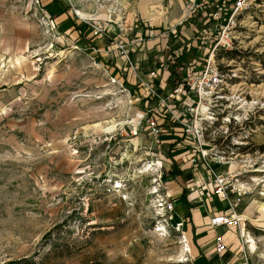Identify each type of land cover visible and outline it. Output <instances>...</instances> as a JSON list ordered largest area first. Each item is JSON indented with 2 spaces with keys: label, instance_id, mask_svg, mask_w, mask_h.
I'll list each match as a JSON object with an SVG mask.
<instances>
[{
  "label": "rangeland",
  "instance_id": "374dc122",
  "mask_svg": "<svg viewBox=\"0 0 264 264\" xmlns=\"http://www.w3.org/2000/svg\"><path fill=\"white\" fill-rule=\"evenodd\" d=\"M65 1L74 6L73 16L81 17L78 10L90 14L74 16L80 26L105 23L103 14L126 26L132 11L163 19L174 7L173 0H164V7L152 0ZM48 18L43 0H0V264L22 258L45 264H192L190 231L174 219V207L167 212L159 203L194 178L190 158L200 157V141L210 167L236 173L232 181L245 191L221 210L233 207L240 220L204 232H227L225 250L238 241L250 264H264V0L240 16L233 47L216 54L233 76L210 109L206 103L199 108L206 119L199 141L170 121L159 143L144 128L131 134L132 118L157 98L143 93L135 100L139 81L128 79L127 85L125 75L122 86L112 81L119 77L109 67L115 59L89 49L87 22L83 40H77ZM148 49V59L137 64L144 72L168 55L156 44ZM166 87L158 92L166 95ZM173 137L180 141L170 148ZM173 162L186 173L166 172ZM200 166L212 186L211 170ZM194 264L206 262L199 257Z\"/></svg>",
  "mask_w": 264,
  "mask_h": 264
},
{
  "label": "built area",
  "instance_id": "2783aa9c",
  "mask_svg": "<svg viewBox=\"0 0 264 264\" xmlns=\"http://www.w3.org/2000/svg\"><path fill=\"white\" fill-rule=\"evenodd\" d=\"M157 2L160 7L167 5L164 0H152ZM263 0H183L185 7L183 9V17L177 21L171 28H163L158 30L157 33H151L146 29L142 35L129 38L128 40L122 39V35L114 34L110 38V43L104 50L100 51L96 47H92L94 52H102L104 56H110L113 59L119 58L122 61L120 64L119 77H111L113 82H117L122 86V74L127 73L126 79L131 74L130 81L134 79L139 83L140 96H135V100H140L143 93L147 98L151 99L156 97L155 106H145L141 115L132 118L131 134L136 135L141 128L148 131L151 139L154 142H161L162 136L165 134L170 121L175 124L184 126V132L192 134L198 141L203 138L206 119L200 117L199 108L204 103L210 109L220 98V92L228 88L229 82L233 74H229L227 70L223 69L219 63L216 62L217 52L224 50L227 51L233 47L236 39V29L240 24V16L249 11L254 6L262 4ZM164 2V3H163ZM157 5H155L157 7ZM169 7V5H168ZM200 14L203 18L193 23L192 34L190 37H184L183 34L178 32L177 26L184 25V21L193 15ZM47 18V16L45 15ZM47 20V19H46ZM89 24V33L92 38L102 37L106 30L103 24ZM48 23L54 25L51 18H48ZM47 23V24H48ZM145 36L153 37L145 38ZM164 39V45L161 49H166L168 55L165 61L158 63L152 62L149 71L146 73V78L137 77L138 65L133 60V49L138 48L143 52L142 60L148 59L149 50L145 45L148 40ZM191 39L193 45L196 47L195 54L188 58L186 63L180 67L183 71V77L175 87L169 86L167 94L159 93L158 88L165 85L168 78L167 62L172 61L174 56L180 54V49L183 43ZM181 43L180 47L174 48V44ZM156 45L158 43H155ZM160 49V50H161ZM109 58V57H108ZM161 70V72H160ZM229 70V69H228ZM137 73V74H136ZM174 77H170L172 81ZM137 92L134 91V94ZM190 116L189 122L187 116ZM166 118V120H164ZM203 142L200 141L198 151L201 153L200 157L192 156L190 163L192 169L196 170L198 163H204L209 167L213 174L212 193L220 198H226L229 191L236 192L235 202L240 200V196L245 193L241 185L234 183L232 180L236 177V173L226 171L222 173L215 172L210 166L211 159L207 157L209 153L202 146ZM149 148H152L149 146ZM216 157V156H215ZM159 169H161L160 159L156 160ZM214 162L220 163V158H215ZM236 181V179H234ZM170 196V195H167ZM235 204V203H234ZM160 206H163L167 212H171L174 207V199L168 197L167 200L161 199ZM230 212H216L209 218V225L211 227H219L230 225L235 221L240 220L238 214L233 207ZM225 239L222 235H216L214 238L215 250L220 253L225 250Z\"/></svg>",
  "mask_w": 264,
  "mask_h": 264
},
{
  "label": "crops",
  "instance_id": "0c3cea01",
  "mask_svg": "<svg viewBox=\"0 0 264 264\" xmlns=\"http://www.w3.org/2000/svg\"><path fill=\"white\" fill-rule=\"evenodd\" d=\"M172 2L174 5L173 9L169 12V14L164 16L163 19H153V15H138L136 11H132L129 19L130 21L127 22L126 26H119L117 24L118 18L116 17V19H111L108 18V15H100L101 18H105V34L100 38H92L90 33L87 32L86 36L91 42L92 46L102 51L110 43L109 37L114 34L119 35L120 33L122 35V39L128 40L130 37L132 38L134 36H138L146 29L150 30L151 33H157L160 27L171 28L174 24H177L176 21L182 15L183 9L185 7L183 0H173ZM43 3L45 4L48 14L52 16V21L56 24V29L59 32H61L62 34H70V36H73L74 34L76 36L78 34V26H80V21L79 19L74 18V16L77 18H81L82 15H80L81 17H79L78 15L73 16L72 10L74 9V6L71 3L69 4L65 0H43ZM83 14L84 17L90 15L88 13ZM142 24L145 25L146 28H144ZM84 26H86L84 23L81 24L80 31H82ZM188 28H191L192 30L193 23H189L188 25L182 24L177 30L178 32L183 34L184 37L188 38L192 34V32L189 31ZM164 42L165 40L160 38L155 40H148L145 47L147 50H149V47H151L155 43H158L156 45V50L161 49L164 45ZM135 51L136 53L134 54ZM99 54L103 55L102 52H99ZM132 56L133 60L138 65L146 61L142 60V58L144 57L143 52L139 51L138 48L133 49ZM120 64H122V61L119 58H116L112 62V65H114L116 71H118L117 75L119 73L121 74V71L119 69ZM142 69L143 68L141 66H138V73H140L142 76H145L148 71L144 72V70L142 71ZM122 75H124V73ZM137 77L139 78V74H137ZM166 89L168 88L166 87ZM145 106L147 105L144 104V108ZM144 108L141 107L139 111L142 112ZM140 112L136 113V115L140 116ZM177 144L174 147H176ZM197 170L198 171H195L191 168V173L194 178L191 179V182L189 180L188 182L186 181L184 185L182 184L178 186V190H181L184 187L185 191L187 189L188 192L186 191L187 193L185 195H183V192H181L172 197L174 199V219L177 222H181L182 220L184 221V226L190 231V234L195 241V243L193 244L194 256L192 264H194V261L199 257L203 258L206 264L207 262H209L210 264H250L249 258L245 252V248L242 246V244H239L238 241L235 244V247H231L229 250L226 249L218 253L215 250V244L213 240L215 233L213 232L212 234L211 230V236L210 231H207L208 234L204 232L205 229L211 228V226L209 225L210 216L215 214L216 212H222L221 210L223 208V210L225 211L228 206L231 205V200H233L237 194L236 192L231 191V193H228L227 197L224 199L214 195L212 193V186L210 182L206 183V180L202 178H206L207 172L201 166ZM201 179H203V182H205L206 184L202 183ZM236 204L237 203H235V205ZM238 212L240 213V211ZM228 235L229 234L227 232L222 234L223 238L226 241H229L228 239L231 238L228 237ZM245 259H247V261Z\"/></svg>",
  "mask_w": 264,
  "mask_h": 264
},
{
  "label": "trees",
  "instance_id": "16d2710c",
  "mask_svg": "<svg viewBox=\"0 0 264 264\" xmlns=\"http://www.w3.org/2000/svg\"><path fill=\"white\" fill-rule=\"evenodd\" d=\"M196 17L198 18H203L200 14H196V15H193V16H190L188 17L185 21H184V24L188 25L189 23H194L195 22V19ZM180 26H177V29L179 28ZM79 28V32L78 34L75 36L77 37V40H83V36L82 35V31H80V28L81 26H78ZM89 32V28L87 27L86 29V32L87 33ZM181 43L177 44L175 43L174 44V48H177V47H180ZM92 44L90 43L89 45V49H92ZM195 51H196V47L193 45V40L191 39H188L186 40L184 43H183V46L181 47L180 49V54L178 56H174L173 60L172 61H169L167 62V70L169 72L168 74V78H167V83H169V86L171 87H175L179 82H181L182 80V77H183V71L180 69L181 66H183L186 61L188 60L189 57L193 56L195 54ZM99 60L101 61H105L104 63L105 64H108L106 63L107 60L104 59V57H101V56H98ZM109 61V60H108ZM110 63V61H109ZM111 68V73L114 72V75H117V72L116 71V68L114 65L112 66H109ZM128 75V72L125 73V78L126 76ZM130 79L131 77V74H129L128 76ZM170 77H174V79L172 81H169ZM128 79H124V83L126 81V84L128 85L129 83V80ZM131 80V79H130ZM128 82V83H127ZM130 83L133 84L132 81H130ZM135 88H139V83H136V87ZM134 88V89H135ZM134 89H131L134 91ZM180 138L178 137H173L172 138V141L170 142V148L174 147L180 140ZM160 165H161V168L162 166H164V164H162V162L160 161ZM171 167H169L168 169H166V172L168 173H171V175L175 176V175H179V174H185L186 172L183 171L182 169H180L175 162L171 163L170 165ZM186 194V191L183 190V195ZM48 241H46L45 244H47ZM44 244V245H45ZM54 249V248H53ZM55 250H51L49 252L48 255H50L51 253H54ZM46 255V259L48 260L49 256ZM3 264H45L44 262H38V261H35L31 258H22L20 260H12V261H7ZM207 264H210L209 262H207Z\"/></svg>",
  "mask_w": 264,
  "mask_h": 264
},
{
  "label": "bare ground",
  "instance_id": "6f19581e",
  "mask_svg": "<svg viewBox=\"0 0 264 264\" xmlns=\"http://www.w3.org/2000/svg\"><path fill=\"white\" fill-rule=\"evenodd\" d=\"M77 13H78L79 15L81 14L82 16L84 15V14H82L81 11H79V10L77 11ZM202 107H203V106H202ZM203 108H204V107H203ZM200 110H201V109H200ZM202 111H203V110H202ZM250 241H253V240H250ZM251 248H252L253 251H255L256 247H255L254 242H252V244H251Z\"/></svg>",
  "mask_w": 264,
  "mask_h": 264
}]
</instances>
